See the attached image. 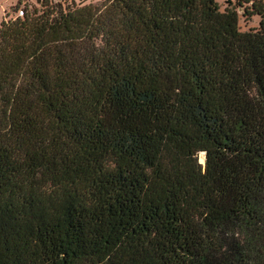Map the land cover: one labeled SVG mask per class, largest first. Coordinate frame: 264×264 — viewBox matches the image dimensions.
I'll list each match as a JSON object with an SVG mask.
<instances>
[{
  "label": "trees",
  "instance_id": "16d2710c",
  "mask_svg": "<svg viewBox=\"0 0 264 264\" xmlns=\"http://www.w3.org/2000/svg\"><path fill=\"white\" fill-rule=\"evenodd\" d=\"M36 4L0 23V264H264V0Z\"/></svg>",
  "mask_w": 264,
  "mask_h": 264
},
{
  "label": "rangeland",
  "instance_id": "374dc122",
  "mask_svg": "<svg viewBox=\"0 0 264 264\" xmlns=\"http://www.w3.org/2000/svg\"><path fill=\"white\" fill-rule=\"evenodd\" d=\"M54 3H59L62 8L72 6H84V5H100L102 0H52ZM220 11H224L225 8L229 7L230 4L234 3V0H216ZM39 7L36 4V0H0V23L2 21H8V19H13L17 10L24 9V11L31 10L32 7ZM238 13V27L242 32L249 30H256L259 24L258 16H246L243 14V8H237ZM204 155H199V159ZM200 161V160H199ZM203 163V162H202Z\"/></svg>",
  "mask_w": 264,
  "mask_h": 264
},
{
  "label": "built area",
  "instance_id": "2783aa9c",
  "mask_svg": "<svg viewBox=\"0 0 264 264\" xmlns=\"http://www.w3.org/2000/svg\"><path fill=\"white\" fill-rule=\"evenodd\" d=\"M24 16V10L23 9H19L16 11L14 18L13 19H17V18H22ZM13 19H8V20H13Z\"/></svg>",
  "mask_w": 264,
  "mask_h": 264
},
{
  "label": "bare ground",
  "instance_id": "6f19581e",
  "mask_svg": "<svg viewBox=\"0 0 264 264\" xmlns=\"http://www.w3.org/2000/svg\"><path fill=\"white\" fill-rule=\"evenodd\" d=\"M201 155H203V154H201ZM199 160L202 163L203 162V157L201 156V158Z\"/></svg>",
  "mask_w": 264,
  "mask_h": 264
},
{
  "label": "water",
  "instance_id": "95a60500",
  "mask_svg": "<svg viewBox=\"0 0 264 264\" xmlns=\"http://www.w3.org/2000/svg\"><path fill=\"white\" fill-rule=\"evenodd\" d=\"M200 164L203 165L204 164V160H203V163L200 162Z\"/></svg>",
  "mask_w": 264,
  "mask_h": 264
}]
</instances>
